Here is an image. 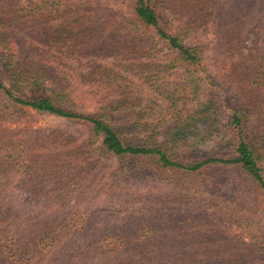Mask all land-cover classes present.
Segmentation results:
<instances>
[{"label": "trees", "instance_id": "1", "mask_svg": "<svg viewBox=\"0 0 264 264\" xmlns=\"http://www.w3.org/2000/svg\"><path fill=\"white\" fill-rule=\"evenodd\" d=\"M205 3L206 0H182V14L178 8L167 14L164 0H0V122L22 123L33 112L78 120L86 126L92 141L100 140L99 157L113 155L128 164L149 160L158 172L177 169L206 178L213 172L218 179L210 180L215 189L230 184V172H235L239 179L234 182L230 202L243 201L246 187L251 189L248 194L254 188L264 196V133L254 123L257 116L264 117V39L255 56L247 59H256L254 63L248 65L244 60L239 64L245 70L249 93L238 102L229 98L232 104H228L226 89L221 85L218 87L220 99L214 96L215 100H211L217 109L229 106L230 114L223 125L228 131L225 153L200 155L195 159L181 155L183 160H179L169 151L172 149L167 146L169 138L157 143L151 140L157 135L152 133L149 140L126 141L109 122L107 114H87L69 105L78 85L87 81L96 83L98 78L107 84L106 89L124 98L135 93L130 91L134 78L130 76V68L115 63L117 53L113 55L109 51L107 56L95 53L92 68L82 62L86 57L82 50L141 52L156 50L162 44L158 50H172L175 54L166 68H186L210 87H217L204 61L206 45L186 41L201 25L213 26L212 18L206 17ZM256 11L259 13L257 27L263 30L264 0H230L229 6L218 12L226 50H234L236 54L243 49V33L256 21ZM178 20L184 22L178 24ZM104 24L109 26L104 28ZM100 27L104 29L98 35ZM119 35L126 36L121 44L123 48L113 46L119 41ZM127 45L131 49H126ZM167 97L162 108L154 99L151 102L159 108L152 116L153 129L158 133L169 124V129H175L178 137L175 127L184 117L189 96L169 93ZM108 101L111 108L121 103L115 99ZM19 155L28 156V153L21 151ZM58 157L59 153L54 152L53 158ZM230 202H219L214 209L225 215L227 224L241 217L238 205ZM47 205L48 201L41 204L39 212L30 202L27 206L10 203L6 208L0 202V220L7 218L5 223L0 221L4 225L0 227V264H211L206 258L216 259L215 264H264V231L259 239V233L249 234L251 242L242 243L247 239V228L252 226L249 218L238 227L241 232L234 246L223 244L215 230L214 236L213 229H209L214 227L209 222L197 223V228L185 235L183 229L174 226L175 235L170 236L163 220L155 217L150 220L146 216L128 219L107 229L91 228L84 223L83 236L74 240V218H70L67 228L68 218L62 220L51 214L44 215L43 219L38 217L37 213L44 214L42 208ZM170 219L174 221L173 218L166 221ZM180 231L183 234L180 241L164 243L169 238L177 239ZM257 240L262 241L255 243ZM242 244L246 248L239 253L237 249Z\"/></svg>", "mask_w": 264, "mask_h": 264}, {"label": "rangeland", "instance_id": "2", "mask_svg": "<svg viewBox=\"0 0 264 264\" xmlns=\"http://www.w3.org/2000/svg\"><path fill=\"white\" fill-rule=\"evenodd\" d=\"M229 2L230 0H206V17L212 18L213 26L201 25L186 39L187 43L203 42L206 45L204 61L217 87H210L186 68H166L170 66L175 54L172 50H158L162 44H159L156 50L141 52L82 50L86 55L85 61L82 62L86 67L89 65L92 68L95 66V53L102 56H107L109 51L113 55L117 53L115 63L130 68V76L134 77L130 91L135 93L124 98L120 93L106 89L107 84L98 78L96 83L87 81L78 85L69 105L72 109L87 114H107L109 122L122 133L126 141L149 140L148 137L152 133L157 134L151 139L157 143H164L169 138L171 141L167 146L172 148L169 151L179 160H183L181 155L195 159L200 155L225 153L228 150L225 138L228 131L223 125L230 114L229 106L223 107L220 104L221 108L218 104L220 109H217V104H211V100L214 96L220 99L218 87L221 85L226 89L228 104L231 103L229 98L238 102L246 95L250 87L244 80L245 70L239 64L255 56L256 49L263 44L264 39V29L257 27L259 13L256 11V21L243 33V49L236 54L234 50H226L227 44L220 32L223 27L218 12L227 8ZM164 4L167 14L177 8L182 14V0H164ZM177 22L180 24L184 21ZM99 24L102 25L100 21ZM109 24H104V28ZM104 28H98V35ZM122 34L123 32H120V35ZM118 39L113 46L123 48L121 44L126 36H120ZM84 48L86 49V46ZM127 48L131 49L128 45ZM254 60L256 59L244 63L251 65ZM169 93H187L189 96L188 105L183 110L184 117L175 127L179 133L178 137H175V129H169V124L158 133L153 129L152 116L155 110L159 109L157 104L162 108ZM112 99L121 101L120 105L111 108L108 100ZM153 99L157 103L156 106L151 103ZM197 119H201V122L198 123ZM254 123L259 126L258 130L264 133V117L257 116ZM99 145L100 140L92 141L86 126L78 120L33 112L30 118L22 123L0 122L1 204L6 208L10 203L18 202V205L22 203L27 206L30 202L39 211L41 204L48 201L49 205L42 208L44 214L37 213L38 217L43 219L44 215L51 214L62 220L68 218L65 223L68 224L65 225L67 228L70 218H74V240L83 236L84 223L91 228L107 229L117 223L142 216L150 220L153 217L163 220L170 236L175 235L174 226L183 229L185 235L188 230H195L197 223L209 222L214 227L209 228L213 229V235L215 236V230L221 236L218 239L229 246L238 242L241 232L238 227L247 218L251 219L252 226L247 228V239L242 243L251 242L249 234L259 233V239V235L264 231V196L257 189L253 188L252 194H248L251 189L246 187V195H242L243 201L230 202L234 196V182L239 179L237 173L230 172L231 183L215 189L211 186V181L216 182L218 179L217 174L213 172L207 178L194 173H182L177 169H163L158 172L149 160L128 164L113 155L99 157ZM21 151L28 153V156L19 155ZM54 152L59 153L58 158H53ZM110 187L115 188L109 189ZM248 198L252 199L251 202ZM226 200L240 208L238 213L241 217L234 218V222L230 224L226 223L224 214L214 211L219 202L223 204ZM86 218L88 222H84ZM167 218H173L174 221H166ZM6 220L7 218L0 221L5 223ZM0 227L4 225L0 224ZM179 234L181 236L177 239L169 238L164 243H177L183 237L181 231ZM260 241L262 240L255 243ZM244 244L237 249L239 253L245 250ZM234 251L236 253V249ZM205 261L215 264L216 259L206 258Z\"/></svg>", "mask_w": 264, "mask_h": 264}]
</instances>
